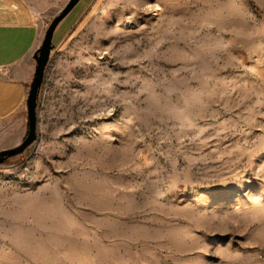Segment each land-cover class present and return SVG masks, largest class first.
<instances>
[{
  "label": "rangeland",
  "instance_id": "374dc122",
  "mask_svg": "<svg viewBox=\"0 0 264 264\" xmlns=\"http://www.w3.org/2000/svg\"><path fill=\"white\" fill-rule=\"evenodd\" d=\"M15 1L43 42L69 0ZM63 37L0 264H264V0H88Z\"/></svg>",
  "mask_w": 264,
  "mask_h": 264
},
{
  "label": "crops",
  "instance_id": "0c3cea01",
  "mask_svg": "<svg viewBox=\"0 0 264 264\" xmlns=\"http://www.w3.org/2000/svg\"><path fill=\"white\" fill-rule=\"evenodd\" d=\"M87 1H79L60 21L52 47L63 40L67 27L78 19ZM15 2L27 9L17 11L14 0H0V150L17 146L25 135L27 97L36 68L34 55L42 42V28L31 3Z\"/></svg>",
  "mask_w": 264,
  "mask_h": 264
},
{
  "label": "water",
  "instance_id": "95a60500",
  "mask_svg": "<svg viewBox=\"0 0 264 264\" xmlns=\"http://www.w3.org/2000/svg\"><path fill=\"white\" fill-rule=\"evenodd\" d=\"M80 0H69L60 13L53 18L45 31L41 46L35 52L36 68L27 97L28 133L23 141L8 149L0 150V163L8 156L22 153L37 138L38 96L42 87L46 67L52 50V38L54 31L60 21L77 5Z\"/></svg>",
  "mask_w": 264,
  "mask_h": 264
}]
</instances>
